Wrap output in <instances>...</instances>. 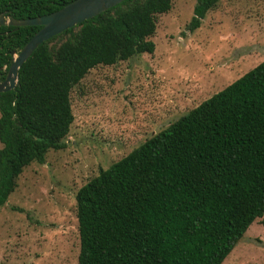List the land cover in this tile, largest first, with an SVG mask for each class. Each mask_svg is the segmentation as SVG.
Returning <instances> with one entry per match:
<instances>
[{"label":"trees","instance_id":"1","mask_svg":"<svg viewBox=\"0 0 264 264\" xmlns=\"http://www.w3.org/2000/svg\"><path fill=\"white\" fill-rule=\"evenodd\" d=\"M72 0H0L15 19ZM220 0H196L190 30ZM172 0H123L41 43L0 92V207L31 162L63 149L70 93L97 65L155 49ZM39 25H0V79ZM78 264H221L264 222V60L156 132L75 194ZM1 264V263H0Z\"/></svg>","mask_w":264,"mask_h":264},{"label":"rangeland","instance_id":"2","mask_svg":"<svg viewBox=\"0 0 264 264\" xmlns=\"http://www.w3.org/2000/svg\"><path fill=\"white\" fill-rule=\"evenodd\" d=\"M195 2L157 15L152 53L97 65L72 87L66 146L26 166L0 207L1 264H78L77 190L264 60V0H220L190 30ZM221 264H264L262 218Z\"/></svg>","mask_w":264,"mask_h":264},{"label":"water","instance_id":"3","mask_svg":"<svg viewBox=\"0 0 264 264\" xmlns=\"http://www.w3.org/2000/svg\"><path fill=\"white\" fill-rule=\"evenodd\" d=\"M121 1L123 0H72L48 14L24 19L0 14V25L41 26L18 52L12 51L11 63L6 75L0 79V92L13 90L16 87L18 69L41 43Z\"/></svg>","mask_w":264,"mask_h":264}]
</instances>
